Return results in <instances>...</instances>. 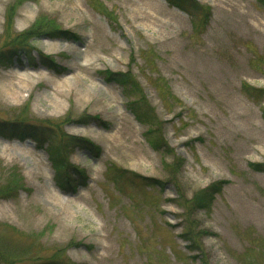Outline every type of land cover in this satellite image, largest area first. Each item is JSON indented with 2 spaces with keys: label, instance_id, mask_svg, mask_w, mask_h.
I'll return each mask as SVG.
<instances>
[{
  "label": "rangeland",
  "instance_id": "374dc122",
  "mask_svg": "<svg viewBox=\"0 0 264 264\" xmlns=\"http://www.w3.org/2000/svg\"><path fill=\"white\" fill-rule=\"evenodd\" d=\"M195 1L187 10L168 0H0V49L15 3L13 31L40 18L79 35L36 36L34 62L23 54L0 66V120L49 124L53 145L87 174L67 192L48 142L0 134V188L15 187L0 196V264H264V171L253 165H264V6L244 0L249 17L236 22L221 0ZM105 70L134 74L167 145L150 144L149 125ZM217 182L209 208L186 210ZM187 219L201 232L197 250L182 237Z\"/></svg>",
  "mask_w": 264,
  "mask_h": 264
},
{
  "label": "trees",
  "instance_id": "16d2710c",
  "mask_svg": "<svg viewBox=\"0 0 264 264\" xmlns=\"http://www.w3.org/2000/svg\"><path fill=\"white\" fill-rule=\"evenodd\" d=\"M168 2L187 10L197 7V3L195 0H168ZM259 2L264 6V0H259ZM16 4L17 3L13 4V8H10L6 14V27L4 33V38L6 39L0 49V66L11 65V63L14 62L15 58L19 59L23 54H26L31 59V62H34L36 57L34 55L35 47L33 45V39L36 36L47 34L54 37L63 36L64 38L68 39L79 38V35L75 33L66 35L58 27H56V24L53 23L51 25V28L46 26L42 27L40 24V18L30 28L24 31H13L12 24L15 14L14 8ZM98 4L99 10L106 17H109L113 20L116 19V17L113 16L112 10H110L106 5L102 3ZM202 10L203 13L207 16V14L209 13V9L202 8ZM46 63L49 68L55 67V63L50 64L48 63V61ZM103 73L108 80L115 81L123 87L125 94L131 98L129 101V107L133 110L135 116L139 120L146 122L149 125L148 141L150 142V144L156 149H159L160 147H162V145H167L162 133V122L157 118L155 108L146 98L143 88L134 74L131 71L123 72L112 70H105L103 71ZM242 87L243 90L252 98L256 100H259L261 98L262 90L256 89L246 82L243 83ZM49 126L50 125L47 123L36 124L31 121L24 120H15L11 122L7 120H0V134L9 138H19L21 140L25 138H32L37 141L40 146H44V144L48 142L47 149L50 160L58 177V185L67 192L71 190L76 191L80 185L86 184L87 174L83 169H80L78 166H75L71 163L67 152H65L63 146L60 145V143L53 145V141L50 139V137H48L50 136V134L47 132ZM77 138L78 137H75L73 139ZM78 140L83 142V144L88 147H90L89 145H93V143H91L87 139L78 138ZM253 165L264 171L263 164L253 163ZM111 172L113 175V177L111 178L115 181V183H117L118 180L116 177H121L122 174L117 172L116 168ZM125 173H127V171H125ZM133 174L137 175L135 173ZM79 178H82V181L78 182ZM5 186V188H0V196L9 194L15 188L11 187L9 184ZM222 188L223 183L217 182L195 192L193 197L189 199V206H186V210L188 209L190 212L195 209L209 208L215 198V195L220 192ZM188 215L191 216L190 214ZM186 221L187 224L184 227L182 237H184V239L189 242L188 246L189 248H191V250H197L200 248L198 244H200L201 241L198 238L199 236H201V232L197 230L198 228L195 226L194 220L187 219ZM49 264H62V261H59L58 259H52ZM202 264H209V262H203Z\"/></svg>",
  "mask_w": 264,
  "mask_h": 264
},
{
  "label": "bare ground",
  "instance_id": "6f19581e",
  "mask_svg": "<svg viewBox=\"0 0 264 264\" xmlns=\"http://www.w3.org/2000/svg\"><path fill=\"white\" fill-rule=\"evenodd\" d=\"M244 0H221L219 5V10L221 15H226L229 18H234L236 22L245 21L247 17H249V11L246 10L245 4L243 3ZM15 85V84H14ZM15 93L21 92V87L15 86ZM9 144L14 146L16 145H23L29 143L30 141L20 142V141H7ZM244 211L249 210V206L245 205L243 208Z\"/></svg>",
  "mask_w": 264,
  "mask_h": 264
}]
</instances>
